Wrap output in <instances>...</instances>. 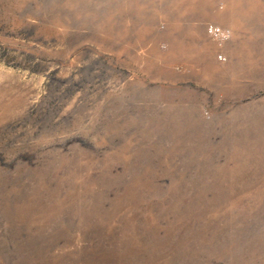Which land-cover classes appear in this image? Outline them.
<instances>
[{
    "label": "rangeland",
    "instance_id": "374dc122",
    "mask_svg": "<svg viewBox=\"0 0 264 264\" xmlns=\"http://www.w3.org/2000/svg\"><path fill=\"white\" fill-rule=\"evenodd\" d=\"M0 264H264V0H0Z\"/></svg>",
    "mask_w": 264,
    "mask_h": 264
},
{
    "label": "built area",
    "instance_id": "2783aa9c",
    "mask_svg": "<svg viewBox=\"0 0 264 264\" xmlns=\"http://www.w3.org/2000/svg\"><path fill=\"white\" fill-rule=\"evenodd\" d=\"M207 34L216 40L218 43H223L230 36V30L226 27L210 23L206 27ZM219 61H225L226 55L224 52L219 51L216 55Z\"/></svg>",
    "mask_w": 264,
    "mask_h": 264
}]
</instances>
